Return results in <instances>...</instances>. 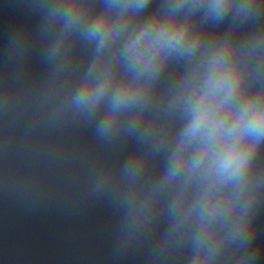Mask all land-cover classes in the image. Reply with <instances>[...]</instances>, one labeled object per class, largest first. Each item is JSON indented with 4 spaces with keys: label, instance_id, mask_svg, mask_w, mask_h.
I'll list each match as a JSON object with an SVG mask.
<instances>
[{
    "label": "clouds",
    "instance_id": "1",
    "mask_svg": "<svg viewBox=\"0 0 264 264\" xmlns=\"http://www.w3.org/2000/svg\"><path fill=\"white\" fill-rule=\"evenodd\" d=\"M148 0H105L106 11L87 27L86 35L98 42L100 51L109 38L122 31L113 24L105 30L108 14L120 9L142 11ZM188 0H177L171 5L170 19L165 22L149 20L131 35L120 52L129 70L140 77L154 78L158 63L172 54L190 57L196 43L188 40L189 21L177 22L175 13L186 6ZM202 0H192L191 9L201 7ZM230 0H209L206 13L212 19H220ZM246 5H241L243 9ZM67 24L79 22L80 13H64ZM92 73H90L91 75ZM112 76L102 73L94 76L90 86L75 97L81 106L95 104L107 91ZM243 70L229 60L225 50L209 57L203 64V72L196 83L195 99L187 105L190 120L187 123L176 151L175 162L169 170L171 176L187 164L192 172L202 166L212 173L213 179L222 183H240L250 166L254 152L264 140V90L247 95L242 88ZM136 97L130 86L121 87L112 98L110 119L99 131L106 132L116 112ZM189 149L191 156L186 155ZM134 174V170H129Z\"/></svg>",
    "mask_w": 264,
    "mask_h": 264
}]
</instances>
